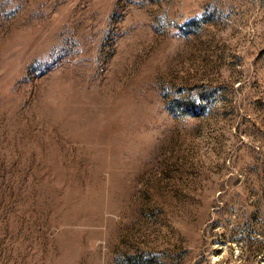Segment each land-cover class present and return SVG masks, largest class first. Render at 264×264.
I'll return each instance as SVG.
<instances>
[{
  "label": "rangeland",
  "instance_id": "374dc122",
  "mask_svg": "<svg viewBox=\"0 0 264 264\" xmlns=\"http://www.w3.org/2000/svg\"><path fill=\"white\" fill-rule=\"evenodd\" d=\"M0 264H264V0H0Z\"/></svg>",
  "mask_w": 264,
  "mask_h": 264
}]
</instances>
